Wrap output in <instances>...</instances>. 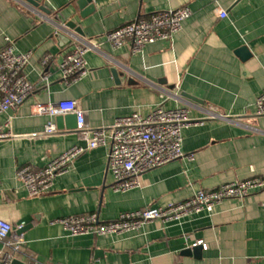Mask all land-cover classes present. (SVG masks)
Listing matches in <instances>:
<instances>
[{
	"label": "crops",
	"instance_id": "1",
	"mask_svg": "<svg viewBox=\"0 0 264 264\" xmlns=\"http://www.w3.org/2000/svg\"><path fill=\"white\" fill-rule=\"evenodd\" d=\"M33 1L49 13L27 0H0V49L8 38L16 50L30 51L24 74L34 84L15 110L0 113V124L10 119L11 132L0 138V217L25 240L15 258L28 264H264V189L226 199L211 214L153 220L120 235L69 236L55 222L91 212L114 221L124 211L183 201L200 188L264 178V115H255L254 104L264 87V0H94L95 10L86 17L79 15L77 0ZM180 6L191 10L181 30L141 53L106 40L107 32L137 17ZM220 9L227 13L223 18ZM69 20L83 31L78 38L97 48L84 55L85 75L67 86L56 67L76 40L56 32ZM241 46L248 57L237 52ZM46 54L47 86L39 80ZM112 69L120 74L118 82ZM68 99L84 111L89 135L132 112L186 108L192 122L181 131L183 156L139 174L137 187L115 192L106 129L105 144L80 154L49 191L29 196L15 179L18 168L40 169L69 147L84 145L81 134L65 125L45 134L48 121L56 126V116L35 113L37 103ZM198 240L205 247L196 244L197 255L184 253Z\"/></svg>",
	"mask_w": 264,
	"mask_h": 264
},
{
	"label": "built area",
	"instance_id": "2",
	"mask_svg": "<svg viewBox=\"0 0 264 264\" xmlns=\"http://www.w3.org/2000/svg\"><path fill=\"white\" fill-rule=\"evenodd\" d=\"M94 2V0H92ZM187 6L162 9L152 12L147 18L134 20L106 33V40L113 48L128 46L132 54L141 53L151 43L168 40L182 28V23L190 16ZM226 11L220 9L218 16L223 18ZM75 39L72 49L57 64L56 70L65 85L79 81L87 72L85 53L95 49L69 33ZM6 45L0 49V113L15 110L32 92L34 84L24 74L29 63L30 51L15 49L6 38ZM51 59L50 54L41 58L39 80L48 85L49 73L45 66ZM255 115H264V87L255 98ZM36 114L56 116L73 113L76 116V129L80 130L84 145H73L49 160L42 168L33 169L24 165L15 172V179L25 188L29 196H36L50 190L54 178L66 173L70 164L85 151L103 145L106 142V129H109L110 145L107 152V169L113 176L112 189L125 192L138 186L139 174L183 156L181 149V131L192 121L186 108L164 109L157 107L147 115L132 112L114 119L108 128L89 130L85 127L84 111L75 100L37 103ZM10 119L0 124V138L11 135ZM55 124L48 121L45 134L57 132ZM264 189V178L259 176L223 183L215 189H198L187 199L164 206L146 207L121 212L114 221L103 222L95 212L70 214L55 219L69 236L78 235H120L139 229L153 220L162 222L181 221L201 212L211 214L221 202L230 198L243 199L255 190ZM22 233H14L12 224L0 217V264H9L24 246ZM196 244H205L198 240Z\"/></svg>",
	"mask_w": 264,
	"mask_h": 264
},
{
	"label": "water",
	"instance_id": "3",
	"mask_svg": "<svg viewBox=\"0 0 264 264\" xmlns=\"http://www.w3.org/2000/svg\"><path fill=\"white\" fill-rule=\"evenodd\" d=\"M29 3H31L32 5L36 6L39 10L45 12V13H49V10L47 8H45L44 6L39 5L37 2L33 1V0H27ZM78 8L80 9L79 15L81 17H86L87 15L91 14L94 12L95 10V5L92 2V0H77L76 1ZM59 36V38L64 37L65 39H67V41L71 42L72 41V37L70 36L69 33H72L74 35H78V36H83V31L81 30V28L79 26L76 25V23L72 20H69L68 22H66L64 24V26L59 27L58 31L56 32ZM238 53H243V57H248L249 56V52L247 51V48L245 46H241L237 49ZM112 74L113 77L115 79L116 82L119 81V72H117V70L112 69ZM182 95H184L185 97L196 101V102H201V100H198L197 98H195L194 96L187 94V93H182ZM55 121H56V128L57 129H62L63 125H65L66 129H69L71 131H75L77 133H80V130L76 129L77 123H76V116L75 114L73 115H56L55 117ZM197 246V247H196ZM199 245H194L191 249L187 248L184 250V253L189 254L191 251L194 252V255H197L199 253ZM9 264H28L20 259L17 258H13Z\"/></svg>",
	"mask_w": 264,
	"mask_h": 264
}]
</instances>
